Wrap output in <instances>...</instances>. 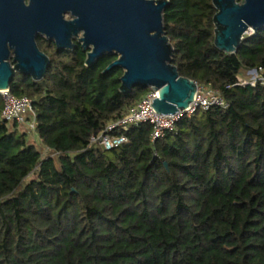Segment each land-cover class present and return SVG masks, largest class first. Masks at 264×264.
<instances>
[{"label":"trees","instance_id":"16d2710c","mask_svg":"<svg viewBox=\"0 0 264 264\" xmlns=\"http://www.w3.org/2000/svg\"><path fill=\"white\" fill-rule=\"evenodd\" d=\"M169 1L173 63L228 106L153 140L150 122L107 129L150 90L121 92L123 70L104 73L115 55L88 66L79 47L40 81L16 75L35 139L1 119L0 95V264H264V83L238 84L264 67V30L226 53L213 0ZM105 131L128 141L106 149Z\"/></svg>","mask_w":264,"mask_h":264},{"label":"water","instance_id":"95a60500","mask_svg":"<svg viewBox=\"0 0 264 264\" xmlns=\"http://www.w3.org/2000/svg\"><path fill=\"white\" fill-rule=\"evenodd\" d=\"M46 1L43 6H26L24 0H0V91L10 90L16 75L34 81L46 76L50 59L35 39L37 24L44 22L60 50H73L77 44L72 37L77 38L88 66L106 54L115 55L104 73L123 70V93L136 86L157 91L153 102L157 113L175 114L195 100L198 83L180 75L173 63L175 48L164 22L169 0ZM64 4L72 9V20L62 19L59 8ZM213 4L215 45L223 52L236 53L245 34L264 30V0H213Z\"/></svg>","mask_w":264,"mask_h":264},{"label":"built area","instance_id":"2783aa9c","mask_svg":"<svg viewBox=\"0 0 264 264\" xmlns=\"http://www.w3.org/2000/svg\"><path fill=\"white\" fill-rule=\"evenodd\" d=\"M240 85H256L258 82L264 83V67H256L247 71L245 75L239 76ZM4 105L1 111V119L4 121L17 120L21 124H30L32 129L35 128V121H29L28 115L33 114L32 100L26 96H14L10 90L0 91ZM157 97V91L150 88L149 92L144 98L130 110V112L119 121L111 124L107 129L112 130L121 128L127 130L129 124H138L141 122H150L153 126L152 139L156 140L163 133L174 127L175 122L185 114H192L198 109L208 110L212 106L227 107V102L223 99L221 94L213 89L198 84V92L196 98L190 103L186 110H180L175 114H159L153 108L154 99ZM100 140L106 149L119 146L128 141L125 134L120 133L111 135L106 131L101 133L98 138L93 137V140Z\"/></svg>","mask_w":264,"mask_h":264},{"label":"flooded vegetation","instance_id":"af4514ba","mask_svg":"<svg viewBox=\"0 0 264 264\" xmlns=\"http://www.w3.org/2000/svg\"><path fill=\"white\" fill-rule=\"evenodd\" d=\"M24 3L26 6H30L31 4L33 5L36 3H41L40 5L43 6L45 3H47V1L46 0H24ZM59 10H60V15L62 16V19L64 21H69L74 18V15L72 14V9L68 5L64 4L63 6L59 8ZM50 27H52V25ZM48 28H49V25L47 26V24L44 22L37 24L35 39H36V43L40 51H42L44 54H46L49 57L50 59L49 69H50V66L52 65L53 61L57 57H60L66 53L72 52L73 50L81 47V45L77 43L78 42L77 38L72 37V41L76 43L77 46L73 50H69V49L60 50L57 47L56 37L48 33L49 31Z\"/></svg>","mask_w":264,"mask_h":264},{"label":"rangeland","instance_id":"374dc122","mask_svg":"<svg viewBox=\"0 0 264 264\" xmlns=\"http://www.w3.org/2000/svg\"><path fill=\"white\" fill-rule=\"evenodd\" d=\"M28 120H29V119H28ZM23 127H24V129L29 133L30 138H31V139H35V134H34V132H33L32 127L30 126V124H23ZM45 151H46V150L44 149V153H46Z\"/></svg>","mask_w":264,"mask_h":264}]
</instances>
